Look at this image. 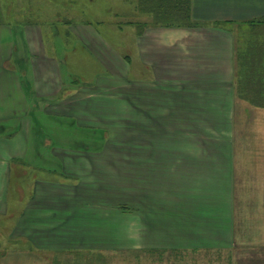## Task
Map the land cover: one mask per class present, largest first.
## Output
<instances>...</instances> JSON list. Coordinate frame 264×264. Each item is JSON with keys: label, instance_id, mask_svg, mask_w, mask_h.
Listing matches in <instances>:
<instances>
[{"label": "rangeland", "instance_id": "1", "mask_svg": "<svg viewBox=\"0 0 264 264\" xmlns=\"http://www.w3.org/2000/svg\"><path fill=\"white\" fill-rule=\"evenodd\" d=\"M122 1L0 0L33 102L0 119V264H264V26Z\"/></svg>", "mask_w": 264, "mask_h": 264}, {"label": "crops", "instance_id": "2", "mask_svg": "<svg viewBox=\"0 0 264 264\" xmlns=\"http://www.w3.org/2000/svg\"><path fill=\"white\" fill-rule=\"evenodd\" d=\"M116 1L119 2L120 0ZM125 2L131 4L130 8H132L131 13L133 14H130L133 18H136V21L145 22L151 26H179L183 29H179L182 34L187 33L189 35L192 32L196 33V28H203L204 33L208 30L225 33L227 29L221 26H226V23L238 24L256 21L264 26V0H191V23L188 25L189 27L179 21H157L152 13L141 10L139 0H125L122 1V4ZM192 24H199L200 27L192 26ZM130 25L133 26V24ZM261 35L264 37V34ZM233 40L232 36L221 37V41H226L228 44H231V47L232 43H235V40ZM14 42H16V34L13 25L10 22H0V84L2 88L4 85L8 86L7 88H15V90H11L0 97V119L3 120L11 115L26 118L29 114L31 115L30 107L33 106V102L22 84L19 70L16 68H3L2 65L6 57L14 55V52L9 48V46L12 47ZM21 154L25 155V153ZM10 170L11 167L8 168V171ZM5 180H7V177Z\"/></svg>", "mask_w": 264, "mask_h": 264}, {"label": "trees", "instance_id": "3", "mask_svg": "<svg viewBox=\"0 0 264 264\" xmlns=\"http://www.w3.org/2000/svg\"><path fill=\"white\" fill-rule=\"evenodd\" d=\"M139 5L142 11L152 13L157 21L175 20L185 23V26L191 23V0H139ZM259 104L263 106V103Z\"/></svg>", "mask_w": 264, "mask_h": 264}]
</instances>
